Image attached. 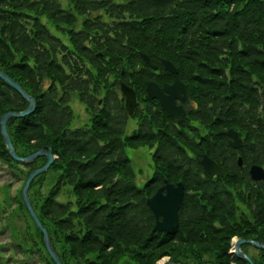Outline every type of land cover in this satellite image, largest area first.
<instances>
[{
	"label": "trees",
	"instance_id": "16d2710c",
	"mask_svg": "<svg viewBox=\"0 0 264 264\" xmlns=\"http://www.w3.org/2000/svg\"><path fill=\"white\" fill-rule=\"evenodd\" d=\"M0 69L36 101L31 113L7 121L16 153L49 146L56 156L28 196L62 264H155L162 257L250 264L229 250L234 236L264 242V180L248 172L252 164L264 168V0H69L66 8L58 0H0ZM175 78L186 91L181 120L145 89L149 80ZM119 80L136 93L131 115ZM74 94L85 105L84 123L72 109ZM27 104L0 78V115ZM129 117L136 126L126 133ZM229 128L242 139L237 150ZM140 146L152 149L153 172L138 186L125 149ZM203 154L221 175H203ZM0 159L23 182L45 161L13 159L1 133ZM179 181L185 193L177 227L153 230L146 199ZM16 201L28 223L15 249L55 264L20 192ZM241 249L264 264V248Z\"/></svg>",
	"mask_w": 264,
	"mask_h": 264
},
{
	"label": "water",
	"instance_id": "95a60500",
	"mask_svg": "<svg viewBox=\"0 0 264 264\" xmlns=\"http://www.w3.org/2000/svg\"><path fill=\"white\" fill-rule=\"evenodd\" d=\"M143 60L148 63L154 69H157V66L151 63L148 55L141 54ZM161 63L164 69L176 74V67L167 59H162ZM127 70V65L124 64L122 68V73ZM0 78L4 80L8 85L13 89L19 92L22 97L27 100L28 104L26 108L20 111L9 110L0 115V133L2 135L3 141L9 151L10 156L20 162H28L33 160L38 156H44L46 158L45 162L34 168L28 176L26 177L23 187L21 189V197L25 204V207L32 218L35 225L43 234V243L46 251L50 255L51 259L55 264H62L61 259L56 253L55 249L52 246V243L49 238V234L46 228L42 225L37 213L35 212L29 196L28 188L33 180L38 174L45 172L50 164L54 161L55 156L51 151L50 147H41L38 150L26 155L19 156L13 146L12 140L7 130V121L10 117H21L31 113L36 105L35 98L30 95L15 79L6 74L3 70L0 69ZM120 92L124 96L125 108L128 114H132L136 101V93L131 86L123 82L122 80L118 81ZM148 96L158 100L162 108H164L170 115L181 120L185 114L182 102L186 98L185 87L182 81L178 78H175L172 83H164L162 86L158 85L157 82L149 80L146 82L145 86ZM179 101L180 103H178ZM226 134L229 137L228 143L231 147L237 149L242 146V139L238 135L237 131L229 128L226 131ZM200 165L203 169V174L207 178H212L217 175H221L219 167L212 158L208 155L203 154L199 160ZM237 163L239 166L243 164V159L241 156H238ZM249 175L253 180H262L264 179V168L258 164H252L248 169ZM184 185L181 181L177 182L175 185L172 183L165 182L160 188H158L155 193L146 199L147 205L152 210L155 216V224L153 230L164 231L171 228H175L178 225V210L181 205L183 196H184ZM242 243H251L257 247H264V243L253 239H243L237 238L234 243V253L237 256L244 257L249 261L250 264H254L252 259L241 250ZM157 264H182L179 262H173L170 260H163Z\"/></svg>",
	"mask_w": 264,
	"mask_h": 264
},
{
	"label": "rangeland",
	"instance_id": "374dc122",
	"mask_svg": "<svg viewBox=\"0 0 264 264\" xmlns=\"http://www.w3.org/2000/svg\"><path fill=\"white\" fill-rule=\"evenodd\" d=\"M58 1L62 7L69 6V0ZM70 103L76 118L80 117L78 121L80 120V123L86 122L85 105L77 99L76 94L72 96ZM135 126V120L129 117L125 132L130 133ZM125 151L131 159L136 184L141 186L153 172L152 149L148 146H140L138 148H126ZM23 184L22 174L19 172L14 174L11 168L0 159V264H41L36 252L28 257L15 249L28 223L25 212L19 208L16 201L19 192L21 195ZM236 240L237 237H232L230 252H233ZM251 249L249 250L254 253L255 250ZM163 260H167V257L160 258L155 264Z\"/></svg>",
	"mask_w": 264,
	"mask_h": 264
},
{
	"label": "flooded vegetation",
	"instance_id": "af4514ba",
	"mask_svg": "<svg viewBox=\"0 0 264 264\" xmlns=\"http://www.w3.org/2000/svg\"><path fill=\"white\" fill-rule=\"evenodd\" d=\"M177 102L180 103L179 101H177ZM184 102H185V100L182 102L183 107H184Z\"/></svg>",
	"mask_w": 264,
	"mask_h": 264
}]
</instances>
